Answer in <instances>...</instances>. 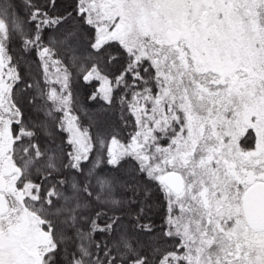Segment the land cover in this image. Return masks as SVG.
Here are the masks:
<instances>
[{"label": "snow or ice", "instance_id": "snow-or-ice-1", "mask_svg": "<svg viewBox=\"0 0 264 264\" xmlns=\"http://www.w3.org/2000/svg\"><path fill=\"white\" fill-rule=\"evenodd\" d=\"M0 264H264V0H0Z\"/></svg>", "mask_w": 264, "mask_h": 264}]
</instances>
